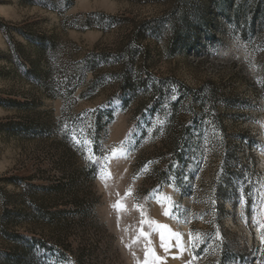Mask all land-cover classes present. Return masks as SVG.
I'll use <instances>...</instances> for the list:
<instances>
[{"label":"rangeland","instance_id":"374dc122","mask_svg":"<svg viewBox=\"0 0 264 264\" xmlns=\"http://www.w3.org/2000/svg\"><path fill=\"white\" fill-rule=\"evenodd\" d=\"M262 238L264 0H0V264H264Z\"/></svg>","mask_w":264,"mask_h":264},{"label":"trees","instance_id":"16d2710c","mask_svg":"<svg viewBox=\"0 0 264 264\" xmlns=\"http://www.w3.org/2000/svg\"><path fill=\"white\" fill-rule=\"evenodd\" d=\"M124 60L123 61V65L125 66L126 65V63H129V59H127V58H125V56L122 54V56L120 57V61L122 62V60ZM128 65V64H127ZM127 72V73H126ZM122 83L125 85V87H129V86H131V81H130V76H129V72L128 71H125V73L123 74V81H122ZM179 146V142H177L176 140H173L172 141V147H173V149H175L176 147H178Z\"/></svg>","mask_w":264,"mask_h":264},{"label":"snow or ice","instance_id":"6c2138e0","mask_svg":"<svg viewBox=\"0 0 264 264\" xmlns=\"http://www.w3.org/2000/svg\"><path fill=\"white\" fill-rule=\"evenodd\" d=\"M90 159V161H91V157L89 158ZM96 163H98L99 161H95ZM167 214V213H166ZM262 240H264V238H262ZM167 250V249H166ZM157 259H159L158 257H157Z\"/></svg>","mask_w":264,"mask_h":264}]
</instances>
